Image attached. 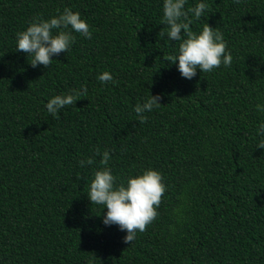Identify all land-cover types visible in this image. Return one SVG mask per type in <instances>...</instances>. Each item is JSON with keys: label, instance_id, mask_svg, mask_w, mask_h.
<instances>
[{"label": "trees", "instance_id": "trees-1", "mask_svg": "<svg viewBox=\"0 0 264 264\" xmlns=\"http://www.w3.org/2000/svg\"><path fill=\"white\" fill-rule=\"evenodd\" d=\"M163 3L0 0V264H264V0H187L186 10L208 5L200 19L189 13L191 29L210 24L233 55L191 80L163 59L179 45ZM66 7L91 39L73 32L67 52L33 67L16 33ZM104 71L116 83H101ZM85 87L59 119L48 113L51 97ZM151 94L161 105L140 124L135 105ZM97 148L111 152L117 183L149 167L163 174L159 216L132 243L87 195Z\"/></svg>", "mask_w": 264, "mask_h": 264}, {"label": "clouds", "instance_id": "clouds-1", "mask_svg": "<svg viewBox=\"0 0 264 264\" xmlns=\"http://www.w3.org/2000/svg\"><path fill=\"white\" fill-rule=\"evenodd\" d=\"M237 4L241 0H235ZM187 0H164L163 3V24L167 25V36L172 41H178V50L175 54L164 55L163 59L177 64L182 77L193 79L197 69L202 72H211L222 64L230 67L233 55L227 48L223 33L206 23L202 31H193L190 27L192 20L189 13L196 19H200L208 8L205 3H198L194 7L185 9ZM86 20L81 14L74 12L72 8L66 7L61 12L57 9V15L48 19L43 16H36L29 22L26 30L16 33V51L24 52L31 57V65L37 67L43 65L48 68L53 57L61 52H67L75 43L76 37L73 32L80 33L85 38L91 39L92 33ZM70 29V30H69ZM183 30V31H182ZM163 31L159 36H164ZM101 83H116L110 72L104 71L97 76ZM87 88L82 91L75 90L68 94H58L51 97L46 103V109L54 118L59 119V112L67 105L76 104L81 97H86ZM162 97L152 95L143 103H137L134 112L140 124L147 122L145 115L154 108H159ZM257 111L264 113V105L257 104ZM260 139L256 148L264 149V122H261L256 133ZM101 156L99 161L101 167L93 172L90 183V190L87 195L92 205L107 208L103 222L105 225H118L121 231H126L123 238L124 243H132L137 233L147 231L159 216L158 208L162 198L167 191L163 174L155 168H146L142 174L128 175L117 183V177L108 166L111 159V152L105 149L95 150V154ZM95 163L93 156L87 160H80L81 167L85 164ZM172 230L175 231L174 226Z\"/></svg>", "mask_w": 264, "mask_h": 264}]
</instances>
